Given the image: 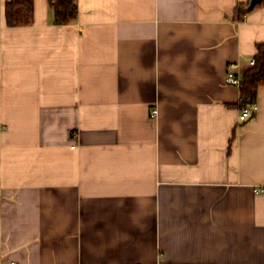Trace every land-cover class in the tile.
Listing matches in <instances>:
<instances>
[{"label":"crops","instance_id":"1","mask_svg":"<svg viewBox=\"0 0 264 264\" xmlns=\"http://www.w3.org/2000/svg\"><path fill=\"white\" fill-rule=\"evenodd\" d=\"M0 0V264H264V41L249 0ZM156 109L155 116H150ZM261 189V191H259Z\"/></svg>","mask_w":264,"mask_h":264},{"label":"trees","instance_id":"2","mask_svg":"<svg viewBox=\"0 0 264 264\" xmlns=\"http://www.w3.org/2000/svg\"><path fill=\"white\" fill-rule=\"evenodd\" d=\"M53 13V22L57 25L73 23L77 17L76 0H48ZM249 1L236 7L239 19L251 9H248ZM264 5V0L255 3V6ZM33 0H7L4 7L5 23L7 26L27 25L32 21ZM253 64L243 73L239 87V108L254 103L257 89L264 85V41L256 45V53L253 56Z\"/></svg>","mask_w":264,"mask_h":264},{"label":"built area","instance_id":"3","mask_svg":"<svg viewBox=\"0 0 264 264\" xmlns=\"http://www.w3.org/2000/svg\"><path fill=\"white\" fill-rule=\"evenodd\" d=\"M254 60L251 59L250 60V64H253ZM235 67L236 64L235 63H230L227 65V73H226V77H225V82L228 85H232L235 86L237 88L240 87L241 85V79L237 76L236 72H235ZM257 104L256 103H251L246 107H242L239 108V120L240 121H244L246 119H248L256 110H257ZM157 113L156 109L151 110L150 112V116H155ZM259 191H261V189H259Z\"/></svg>","mask_w":264,"mask_h":264},{"label":"water","instance_id":"4","mask_svg":"<svg viewBox=\"0 0 264 264\" xmlns=\"http://www.w3.org/2000/svg\"><path fill=\"white\" fill-rule=\"evenodd\" d=\"M260 0H249L248 9H252L255 3L259 2Z\"/></svg>","mask_w":264,"mask_h":264}]
</instances>
